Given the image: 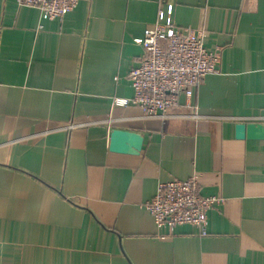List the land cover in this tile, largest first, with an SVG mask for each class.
<instances>
[{
    "label": "crops",
    "instance_id": "0c3cea01",
    "mask_svg": "<svg viewBox=\"0 0 264 264\" xmlns=\"http://www.w3.org/2000/svg\"><path fill=\"white\" fill-rule=\"evenodd\" d=\"M164 11L221 49L193 104L149 117L132 97L138 41ZM264 0H79L62 18L0 0V264H264ZM114 127L144 135L110 148ZM199 174L208 233L158 226L161 182Z\"/></svg>",
    "mask_w": 264,
    "mask_h": 264
},
{
    "label": "built area",
    "instance_id": "2783aa9c",
    "mask_svg": "<svg viewBox=\"0 0 264 264\" xmlns=\"http://www.w3.org/2000/svg\"><path fill=\"white\" fill-rule=\"evenodd\" d=\"M40 8L45 16L63 17L79 0H17ZM206 30L180 26L173 16L161 11L153 25L145 29L139 42L145 54L129 79L132 97H114L115 105L135 104L149 117L166 115L179 104L184 94L193 104L195 91L206 75L218 71L221 49L205 45ZM223 196L205 195L199 174L186 179L161 182L157 193L145 203L160 227L173 230L181 224L195 225L202 235L208 233L209 210L225 202Z\"/></svg>",
    "mask_w": 264,
    "mask_h": 264
},
{
    "label": "water",
    "instance_id": "95a60500",
    "mask_svg": "<svg viewBox=\"0 0 264 264\" xmlns=\"http://www.w3.org/2000/svg\"><path fill=\"white\" fill-rule=\"evenodd\" d=\"M236 135L240 138H264V123L240 121L236 124ZM144 138L141 132L114 127L110 148L114 151L138 153L142 150Z\"/></svg>",
    "mask_w": 264,
    "mask_h": 264
}]
</instances>
